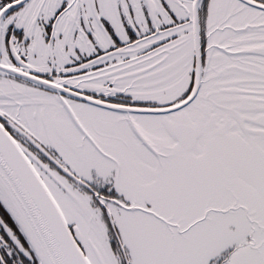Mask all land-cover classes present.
Wrapping results in <instances>:
<instances>
[{"label": "snow or ice", "instance_id": "1", "mask_svg": "<svg viewBox=\"0 0 264 264\" xmlns=\"http://www.w3.org/2000/svg\"><path fill=\"white\" fill-rule=\"evenodd\" d=\"M0 264H264V0H0Z\"/></svg>", "mask_w": 264, "mask_h": 264}]
</instances>
